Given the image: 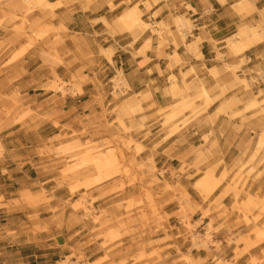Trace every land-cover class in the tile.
Here are the masks:
<instances>
[{
    "label": "crops",
    "instance_id": "obj_1",
    "mask_svg": "<svg viewBox=\"0 0 264 264\" xmlns=\"http://www.w3.org/2000/svg\"><path fill=\"white\" fill-rule=\"evenodd\" d=\"M47 1L54 4L52 9L32 13L25 18L26 24L21 23L22 18H0V167L18 188L8 196L0 195V231L5 234L0 238V264H61L66 258L72 264H93L105 254L102 264H188L183 257L193 264H264V241L251 233L253 223H244L243 214L232 211L233 196L222 194L224 183L207 198L194 188L207 170L218 178L232 159L244 152L249 156L255 148L254 141L250 142L256 129L249 124L251 119L241 126L238 117L228 120L217 114L222 98L211 100L200 122L168 138L164 139L155 121L151 125L146 150L135 159L144 161L153 154L156 170L142 174L143 186L151 183L147 189L157 211L153 217L144 208L150 220L145 228L139 223L141 206L127 212L122 204L129 197L143 201L142 185L136 182L111 192L112 184L104 183L70 192L69 180L60 175L61 160L55 156L58 147L65 145L55 141L57 136L95 139L109 135L106 123L114 115L104 110L122 101L137 96L142 107L169 103L170 98L163 95L168 79L177 80L180 86L185 76L186 83L207 89L217 81L220 87H228L234 83V75L225 66H235L241 59L245 64L236 75L256 78L250 91L259 96L258 102L264 101V39L228 61L216 60V51L224 49L225 40L239 26L262 21L264 0ZM134 7L145 23L140 22L151 25L141 33L142 26H136L132 31L135 38L117 32L114 26L117 18ZM174 18L183 19H178L183 28L186 18L193 24L186 42L176 33ZM36 21L41 23L33 27ZM119 73L128 88L114 100L112 79ZM202 92L208 97L206 90ZM216 94L214 91L210 97ZM247 95L242 88L233 87L225 98L245 100ZM252 114L248 111L244 116ZM263 168L264 164L258 166L256 173ZM256 173L246 190L262 196L264 172L259 178ZM26 191L28 197L43 191L47 202L36 206L20 202V193ZM83 194L87 209H92L89 217L83 210L72 209ZM127 214L135 220L131 225ZM93 217L101 225L122 218L129 234L110 243L107 247L112 249L106 253L102 239H95ZM191 235L200 238L193 243ZM141 245L146 253L156 250L158 255L134 261L132 255Z\"/></svg>",
    "mask_w": 264,
    "mask_h": 264
},
{
    "label": "rangeland",
    "instance_id": "obj_2",
    "mask_svg": "<svg viewBox=\"0 0 264 264\" xmlns=\"http://www.w3.org/2000/svg\"><path fill=\"white\" fill-rule=\"evenodd\" d=\"M53 6L54 4L47 0H0V18H13V20L22 18L21 23L26 24L25 18H28L32 13H43L46 10H51ZM130 12L134 13L138 19H134ZM140 17L141 14L137 12V7H134L117 18L114 26L117 32H127L135 38L137 36L133 35L132 31L136 26L140 25L143 27H140L139 33L151 28V25L144 24L145 22ZM178 19L183 20L181 18H174L175 27ZM40 23L41 21H36L33 27H36V24ZM1 26L2 21H0ZM240 27H238L234 36L225 40L223 44L224 49L216 51V60L222 62L228 61V59L237 57L239 54L250 49L253 44L263 41L264 33L262 29L264 28V18H262L260 23L248 24V26L243 28ZM192 29L193 24L188 19L184 30L179 32L176 27V33L183 42H186L187 36L191 35ZM151 30L154 32V29ZM185 48L188 51V47L185 46ZM244 64L245 59H241L235 66H225L234 75V83L228 87H220L217 81L213 88L207 89L204 85L198 86L193 83H186L184 76L181 86L177 83L176 78V81L168 79V86L163 89V95L166 98H170V102L165 105L154 107L153 104H150L142 107L136 96L133 99L114 105L111 110H104L105 114L114 115L113 121L106 123L105 130L110 132L109 135H100L95 139L89 137L80 138V136L76 135H72V137H55V141L59 144L65 143L64 146L58 147V150L55 151V156L57 160H61L60 163L63 167L60 169V175L69 180L70 192H75L79 188L87 190L93 186L100 187L104 183L112 184L111 192L122 191L126 185L133 186L138 182L142 185L140 192L143 195V201L138 200L136 202L132 197H129L122 204H124L125 211L127 212L136 206H141L139 223L145 228L150 220L149 216L145 214L144 208L152 212L153 217L157 216V211L150 190L147 189L151 186V183H148L147 187H144V184H142L144 175L142 174L145 172L154 173L156 170L153 165V154L148 159H144V161L139 160L136 162L135 159L146 150L144 143L149 141L151 137V125H154L155 121L159 125L160 132L163 133L164 139L168 138L173 134L179 133L191 123L200 122L202 115L208 111L207 109L212 103L211 100L214 102V100L222 98L217 114L227 116L228 120L238 117L241 126L248 125L251 119L252 122L249 124H253L256 129H253L251 133L252 138L250 142L254 141L255 148L249 156L244 152L232 159L231 166L229 168L224 167L218 178L213 176L214 173L211 170H207L203 174V177L196 182L194 188L204 198H207L216 187L224 183L225 186L222 194L231 193L233 196L232 211L243 214L242 221L244 223H253L254 227L251 233L259 242L264 241V221L261 220L264 215V195L260 196L259 193L251 194L249 190H246L251 176L256 173L258 166L264 164V101L258 102L259 96H254L250 91V85L257 81L256 78L250 77L249 80H246L244 75H236V71ZM119 74L112 79V97L114 100H117L128 88L127 84L122 80L121 73ZM211 75L217 80L216 73L211 72ZM238 78H241V80L239 81ZM233 87L242 88L248 94L246 99H237L234 96L225 98L226 92ZM202 90H206L208 97L214 91L217 94L207 100ZM233 111H236V113H233ZM248 111L253 112L250 118L244 116V113ZM208 138L206 136L204 140L208 141ZM197 152L198 156L202 157L201 152L199 150ZM1 153L0 149V157ZM263 172L264 168L262 172L255 174V178H259ZM138 174L141 175L140 178L137 176ZM7 177L8 175L4 172V168L0 167V195L8 196L9 193L18 189ZM153 180L154 183H158L157 179L154 178ZM166 188L170 189L168 185H166ZM27 193V191L20 193L22 196L20 202H24L29 206H36L41 202H47L43 191L41 195L33 196L31 194L32 197H28ZM85 197L86 194H83L81 199L72 205V209L83 210L85 217H89L92 214V209L90 211L87 209ZM122 204H117L116 206L120 207ZM2 205V198L0 197V207ZM125 218L129 225L135 222L129 214ZM93 220L97 224L95 239H102L101 248L106 249V253L112 249L107 247L110 243L118 241L122 236L129 234V230L122 223V218H117L113 221L108 220L104 225L98 224V218L96 217H93ZM185 223L186 227L191 230L192 227L188 225L186 220H184ZM123 228L125 229L120 232ZM35 230L39 229L36 228ZM209 231L210 228L206 231L205 242L209 239ZM3 236L5 234L0 231V238ZM199 238L200 236L198 235L196 237L191 235L193 243ZM117 245V248L120 247L119 242H117ZM249 246H252V244ZM146 251L145 246L141 245L137 248L136 253L132 255V259L138 262L158 255L156 250H151L149 253H146ZM106 259L107 256L105 254L102 259L93 264H102ZM64 260L61 264H72L69 258ZM182 260L188 264H193L185 257ZM109 264L114 263L111 262ZM252 264H255V262L252 261Z\"/></svg>",
    "mask_w": 264,
    "mask_h": 264
},
{
    "label": "bare ground",
    "instance_id": "obj_3",
    "mask_svg": "<svg viewBox=\"0 0 264 264\" xmlns=\"http://www.w3.org/2000/svg\"><path fill=\"white\" fill-rule=\"evenodd\" d=\"M176 27H177V29H178L179 32L182 31V30H184V28L181 26V24L179 23L178 20L176 21ZM205 97H206L207 100H209L207 96H205Z\"/></svg>",
    "mask_w": 264,
    "mask_h": 264
}]
</instances>
